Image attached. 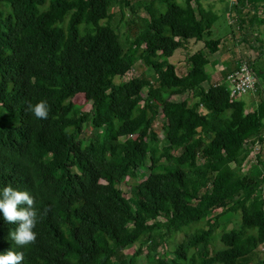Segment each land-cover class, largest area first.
Listing matches in <instances>:
<instances>
[{"label": "trees", "instance_id": "trees-1", "mask_svg": "<svg viewBox=\"0 0 264 264\" xmlns=\"http://www.w3.org/2000/svg\"><path fill=\"white\" fill-rule=\"evenodd\" d=\"M116 2L127 25L129 0ZM109 5L0 0V186L28 191L38 212L36 238L25 247L9 238L19 222L0 217V253L22 251L21 264H139L141 256L144 264H239L264 244V179L241 172L255 145L264 147V65L248 64L258 103L245 112L248 99L231 101L225 83L201 84L206 53L215 54L220 41L204 40L212 18L200 0H149L126 51ZM236 5L249 16L237 20L243 39L253 38L264 26V0ZM190 42L203 48L187 56L180 76L168 59ZM138 61L154 82L146 75L115 82ZM78 95L88 111L74 102ZM39 100L48 102L46 119L29 110ZM145 163V178L130 184L145 175ZM237 181L242 188L233 199L229 187ZM216 193L225 200L214 207L237 218L219 233V249L211 242L221 215L208 217L207 206ZM200 222L161 253L174 233Z\"/></svg>", "mask_w": 264, "mask_h": 264}, {"label": "rangeland", "instance_id": "rangeland-1", "mask_svg": "<svg viewBox=\"0 0 264 264\" xmlns=\"http://www.w3.org/2000/svg\"><path fill=\"white\" fill-rule=\"evenodd\" d=\"M148 1L149 0H129L130 7L125 9V17L129 19V22L127 25H123V23L120 21L119 8L116 0H110L108 11L112 15L111 25L115 27V31L118 35V41L123 51L128 49V42H130L143 28L144 19L147 18L144 5L147 4ZM200 3L202 4V9L204 12H207L209 15L208 17L212 18L210 36H205L204 40L218 39L220 41L218 51L215 54L210 55L206 53L209 63L205 67L203 75L200 76L203 87H207L210 85V83H224L222 73L226 71L228 74L234 71L243 61L248 64L255 63L257 66L264 65V26H261L260 30H255V32L252 33L253 38L248 36L243 39V31H241L242 33L239 31L237 20L238 17L242 18L249 16L245 15V13H242V10L237 7L236 0H200ZM204 12H202V14L200 13L199 15V17H202L203 21L202 28H205L208 18L206 15L204 17ZM254 38L260 41V45L263 47V53L260 56L258 55L257 48L251 47V45H253ZM202 48V42H190L187 44L186 49L177 50L174 55L168 59V61L175 66L178 75H184L189 68V64L186 60L187 56ZM205 52L207 51L205 50ZM145 75L149 77L152 82H154L152 71L140 61H138L123 77L115 78V82H122L130 79L131 77H140ZM259 81H261V79ZM186 96V94L181 97L175 96L174 99L177 100L180 98H185ZM246 97L249 102L245 112H249L253 106L258 103L257 91L253 93V95ZM74 102L78 104L82 111H88L90 109V104L85 102L81 95L76 96ZM199 112L204 113V110L200 109ZM157 118L158 121H163L162 115H159ZM158 121L154 123V126L158 124ZM88 134L89 132L86 135ZM203 139L205 142H207V137H204ZM257 156L259 157V160L264 161V147L255 145L247 160L242 164L241 172L245 175H248L249 177L259 174V177L262 176L264 179V170L259 166V164L256 163ZM141 172L145 173V175H142L137 181H127L130 184H134L144 179L147 174L146 163L142 167ZM120 187L125 191V198H127L129 189L126 185H120ZM241 188L242 184L240 181L235 182L229 187V192L233 195V199L238 197ZM222 199L225 200V195L222 193H216L211 196L207 204L208 207H213L208 217L221 215L218 220L220 225L218 228H216L212 235L211 247L213 249L222 248L219 241V233H221L222 230H227L234 227L237 222V218L233 216L232 212H225L222 214V210H224V208L214 207ZM227 205L230 204L228 203ZM159 220L162 221V218ZM202 226L203 223L200 222L196 223L195 225L193 224V226L186 228L180 233H174L171 238L165 241V244L161 249V253H165L167 251L165 253L166 255L168 252L173 251L175 244L184 240L188 234L197 232ZM158 243L159 241L156 239V242L152 244V248ZM132 251L133 248L125 250L124 253L130 254ZM260 260H264V244L260 246L254 253L240 260L239 264H259ZM144 261V256L138 258L139 264H144Z\"/></svg>", "mask_w": 264, "mask_h": 264}, {"label": "clouds", "instance_id": "clouds-1", "mask_svg": "<svg viewBox=\"0 0 264 264\" xmlns=\"http://www.w3.org/2000/svg\"><path fill=\"white\" fill-rule=\"evenodd\" d=\"M29 110L38 119H46L49 105L46 100H39L34 105H29ZM26 205V207H18ZM34 199L26 190L13 188L10 184L0 186V217L6 222L18 221L14 231H9V238L20 247H25L34 242L38 223V212L33 206ZM24 259L22 251H6L0 253V264H21Z\"/></svg>", "mask_w": 264, "mask_h": 264}, {"label": "built area", "instance_id": "built-area-1", "mask_svg": "<svg viewBox=\"0 0 264 264\" xmlns=\"http://www.w3.org/2000/svg\"><path fill=\"white\" fill-rule=\"evenodd\" d=\"M224 83L231 101L253 95L257 91V79L248 63L244 61L238 65L237 69L226 75Z\"/></svg>", "mask_w": 264, "mask_h": 264}]
</instances>
